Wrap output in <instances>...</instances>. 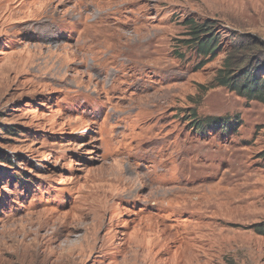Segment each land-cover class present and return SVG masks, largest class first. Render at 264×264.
Listing matches in <instances>:
<instances>
[{
  "label": "rangeland",
  "instance_id": "obj_1",
  "mask_svg": "<svg viewBox=\"0 0 264 264\" xmlns=\"http://www.w3.org/2000/svg\"><path fill=\"white\" fill-rule=\"evenodd\" d=\"M243 73L264 0H0V264H264Z\"/></svg>",
  "mask_w": 264,
  "mask_h": 264
},
{
  "label": "trees",
  "instance_id": "obj_2",
  "mask_svg": "<svg viewBox=\"0 0 264 264\" xmlns=\"http://www.w3.org/2000/svg\"><path fill=\"white\" fill-rule=\"evenodd\" d=\"M187 23L191 27L192 33L196 34V46H198L203 53H212L214 50L212 46L213 40L211 39L212 41H210V37H206V34H203L205 28L199 24H195L192 20H189ZM201 35H203V38H201ZM248 74L249 73H243L238 79L223 75L220 77L219 82L220 84L232 87L234 90H237L241 94H245L251 99L255 98L264 101V82L261 81L260 84H258V81L250 79ZM241 77H243L242 82L240 80ZM258 232L263 235L264 228L258 229Z\"/></svg>",
  "mask_w": 264,
  "mask_h": 264
},
{
  "label": "bare ground",
  "instance_id": "obj_3",
  "mask_svg": "<svg viewBox=\"0 0 264 264\" xmlns=\"http://www.w3.org/2000/svg\"><path fill=\"white\" fill-rule=\"evenodd\" d=\"M46 8H47V7H46ZM88 241H89V240H88ZM73 244H74V243H70V244H68V245H70V246H74ZM68 245H67V247L65 246L66 248L64 249V252H65V250H67V251L65 252L66 254H67V253H70V252L72 251V249H71L70 246H68Z\"/></svg>",
  "mask_w": 264,
  "mask_h": 264
}]
</instances>
